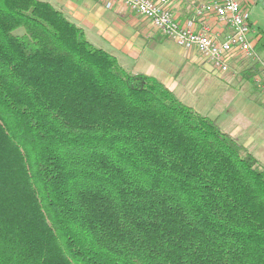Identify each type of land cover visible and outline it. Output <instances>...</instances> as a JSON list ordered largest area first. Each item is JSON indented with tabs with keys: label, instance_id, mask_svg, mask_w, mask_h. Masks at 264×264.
Returning a JSON list of instances; mask_svg holds the SVG:
<instances>
[{
	"label": "trees",
	"instance_id": "trees-1",
	"mask_svg": "<svg viewBox=\"0 0 264 264\" xmlns=\"http://www.w3.org/2000/svg\"><path fill=\"white\" fill-rule=\"evenodd\" d=\"M0 264H264V165L51 4L0 0Z\"/></svg>",
	"mask_w": 264,
	"mask_h": 264
},
{
	"label": "crops",
	"instance_id": "crops-1",
	"mask_svg": "<svg viewBox=\"0 0 264 264\" xmlns=\"http://www.w3.org/2000/svg\"><path fill=\"white\" fill-rule=\"evenodd\" d=\"M40 1L51 4L54 8L62 12L70 22L82 28L89 42L97 48L115 56L124 69L134 74H144L154 77L165 84L172 92L177 94L179 87L177 77L174 75L170 76V73L168 74L163 68H160L161 65L159 60L153 55V52L163 45L167 37L163 36L149 19L137 15L120 3L108 9L103 0ZM169 1L170 10L180 24H186L194 17L196 9L195 0ZM251 2L252 1L248 0L245 3L246 7H250L252 4ZM251 24L253 27L251 39L254 49L261 57H264V29L257 27L253 22H251ZM203 25L209 27L213 35L224 36L230 32L227 27L220 23L215 15H210L203 21H198L196 30H200ZM196 54L199 55L197 52ZM197 55L189 53V60L200 66L208 64L214 71H217L211 63L197 61L195 57ZM255 65L256 64L252 61L239 57V59L233 63L231 70L227 73L229 76L227 78L228 82H241L242 80L246 83L241 82V85H249L251 88V84L253 88L256 86L255 80L258 76L248 81L244 78L243 73L254 69L253 67H255ZM254 71L255 70H253V73ZM213 74L215 73L212 71V75ZM253 92L255 93L254 88L252 92L249 93V98L255 101L256 94ZM180 97L183 99V96ZM260 98L262 100L260 105L264 107V98L263 96ZM220 119H222V121ZM216 120L221 128L223 126H229L228 120L222 118L220 115ZM227 133L243 144L254 156L259 155L260 149L264 151V144L259 148V142L255 137H249L246 133L244 138L243 132L240 130L239 126L234 127L232 132ZM255 157L264 165L261 158Z\"/></svg>",
	"mask_w": 264,
	"mask_h": 264
},
{
	"label": "built area",
	"instance_id": "built-area-1",
	"mask_svg": "<svg viewBox=\"0 0 264 264\" xmlns=\"http://www.w3.org/2000/svg\"><path fill=\"white\" fill-rule=\"evenodd\" d=\"M103 1L108 9L120 3L137 15L149 19L165 37L186 50H195L204 61L211 63L221 73L227 74L239 57L252 61L260 67V75L255 83L264 98V57L255 51L252 43L253 27L245 5L248 0H195V15L183 25L175 19L169 0ZM210 15H215L230 32L224 36L213 35L205 25L197 31L198 21Z\"/></svg>",
	"mask_w": 264,
	"mask_h": 264
},
{
	"label": "rangeland",
	"instance_id": "rangeland-1",
	"mask_svg": "<svg viewBox=\"0 0 264 264\" xmlns=\"http://www.w3.org/2000/svg\"><path fill=\"white\" fill-rule=\"evenodd\" d=\"M250 1L252 4L248 11L251 22L264 29V7L257 0ZM189 53L197 55L195 50H186L167 38L153 55L159 60L160 68L170 73V76L177 77L179 87L176 95L185 104L212 119L222 116L229 122L228 127H222L225 131L232 132L234 127L239 126L244 138L245 133L255 137L261 148L264 144V107L249 98L252 85L251 88L249 85H241V82L246 83L242 80L228 82V74L214 71L208 64H194L189 60ZM195 57L197 61L204 62L199 55ZM212 71L215 74L212 75ZM256 96L260 98L262 93L259 91ZM258 154L255 156L264 162V151L260 149Z\"/></svg>",
	"mask_w": 264,
	"mask_h": 264
},
{
	"label": "water",
	"instance_id": "water-1",
	"mask_svg": "<svg viewBox=\"0 0 264 264\" xmlns=\"http://www.w3.org/2000/svg\"><path fill=\"white\" fill-rule=\"evenodd\" d=\"M264 7V0H257Z\"/></svg>",
	"mask_w": 264,
	"mask_h": 264
}]
</instances>
